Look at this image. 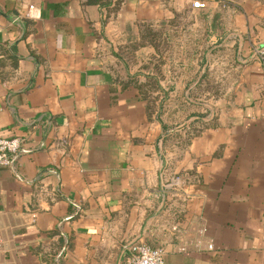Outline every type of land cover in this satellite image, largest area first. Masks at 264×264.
<instances>
[{"label":"crops","instance_id":"obj_1","mask_svg":"<svg viewBox=\"0 0 264 264\" xmlns=\"http://www.w3.org/2000/svg\"><path fill=\"white\" fill-rule=\"evenodd\" d=\"M105 1L0 0V264H264V0Z\"/></svg>","mask_w":264,"mask_h":264},{"label":"built area","instance_id":"obj_2","mask_svg":"<svg viewBox=\"0 0 264 264\" xmlns=\"http://www.w3.org/2000/svg\"><path fill=\"white\" fill-rule=\"evenodd\" d=\"M193 5L200 7L203 3L200 0H195ZM38 12L39 10L35 5L28 6V16L36 17L39 15ZM257 51L264 71V45L259 47ZM20 145L21 139L18 136H6L0 131V166L13 164V159L19 151ZM180 180H182L181 176L177 175L170 179L167 185L180 188L178 184ZM176 228L177 226H174V229ZM208 248H214V244L210 243ZM164 254L165 248L163 246H152L149 243L136 240L131 245L127 264H166Z\"/></svg>","mask_w":264,"mask_h":264},{"label":"trees","instance_id":"obj_3","mask_svg":"<svg viewBox=\"0 0 264 264\" xmlns=\"http://www.w3.org/2000/svg\"><path fill=\"white\" fill-rule=\"evenodd\" d=\"M89 2H94V3H100V5H105L106 4V1L105 0H88ZM120 4V0H117L116 2V6L115 7H118ZM202 117V115H199ZM165 129H166V125H165Z\"/></svg>","mask_w":264,"mask_h":264}]
</instances>
